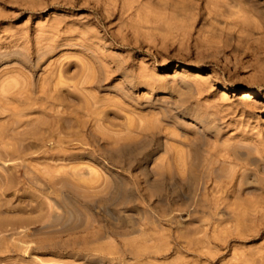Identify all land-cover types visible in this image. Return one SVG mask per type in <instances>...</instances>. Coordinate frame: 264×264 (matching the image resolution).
<instances>
[{"label":"rangeland","instance_id":"obj_1","mask_svg":"<svg viewBox=\"0 0 264 264\" xmlns=\"http://www.w3.org/2000/svg\"><path fill=\"white\" fill-rule=\"evenodd\" d=\"M233 1L0 0V264H264V0Z\"/></svg>","mask_w":264,"mask_h":264},{"label":"bare ground","instance_id":"obj_2","mask_svg":"<svg viewBox=\"0 0 264 264\" xmlns=\"http://www.w3.org/2000/svg\"><path fill=\"white\" fill-rule=\"evenodd\" d=\"M232 2H234L233 0H232ZM232 2H230V3H232ZM236 2H237V0H236ZM236 2L234 3V4H236ZM229 3V2H228ZM229 3V4H230ZM238 3V2H237ZM205 4H206V7H207V10L206 11H208V9H211L212 7H214V8H217V10L219 9V7H224L225 9V12L223 11V9L221 8V11H223V13H226V15H228L229 17H236L238 20H240V22H244V20H245V17L243 16V15H245V14H243L242 13V11L238 8V5H239V3H238V5L236 6V8H238L239 10H232L233 8H231L230 9V6L232 7L233 5H229V4H227V3H223V2H221V1H219V0H205ZM204 4V5H205ZM227 5V6H226ZM229 5V6H228ZM235 6H234V8H235ZM240 7V6H239ZM216 11V10H215ZM221 11L219 10V12H220V14H221ZM214 12V11H213ZM218 12V11H217ZM217 12H215V13H217ZM208 13V12H207ZM214 13V14H215ZM222 13V14H223ZM212 14V13H211ZM218 15V14H217ZM225 15V14H224ZM220 16H222V15H220ZM215 19V18H214ZM237 19H235V20H237ZM235 23V22H234ZM238 23V22H237ZM236 23V24H237ZM239 24V23H238ZM233 25H235V24H233ZM237 26V25H236ZM180 70H181V72H183V73H187L189 70H188V68L186 67V66H182L181 68H180ZM221 95H224V93L223 92H221ZM253 95H254V93L253 92H247V91H242V93H241V97H243V98H252L253 97ZM1 135L0 136H2V133H0ZM0 139L2 140V138L0 137ZM1 143V142H0ZM1 146V145H0ZM184 171V170H183ZM185 173V172H184ZM184 173H180L179 175H178V177L179 178H181V179H183V178H186L185 177V175H184ZM213 181V180H212ZM220 185V184H219ZM234 185H235V182H234V180L233 179H231V178H229V179H227L225 182H222V184L220 185V186H216L218 189H220V190H223L224 188H225V190L226 189H230V188H232V187H234ZM214 189V190H213ZM215 186L212 188V191H215ZM219 191V190H218ZM217 192V191H216ZM220 192V191H219ZM223 192H225L224 190H223ZM189 245V244H188ZM187 245V246H188ZM186 246V247H187ZM193 247H194V245H193ZM188 248V247H187ZM188 250V249H187ZM190 250H191V248H190ZM137 251V250H136ZM192 251V250H191ZM198 253V252H197ZM203 255V254H202ZM177 264V263H176ZM182 264V263H181ZM183 264H185V263H183Z\"/></svg>","mask_w":264,"mask_h":264}]
</instances>
